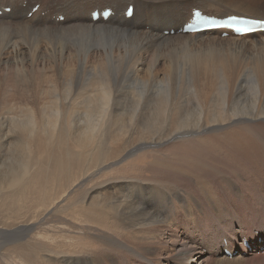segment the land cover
Wrapping results in <instances>:
<instances>
[{
	"label": "bare ground",
	"instance_id": "bare-ground-1",
	"mask_svg": "<svg viewBox=\"0 0 264 264\" xmlns=\"http://www.w3.org/2000/svg\"><path fill=\"white\" fill-rule=\"evenodd\" d=\"M54 1L65 9L0 0V116L21 112L28 133L11 140L22 170L0 181V232L28 233L0 243V264L12 249L26 264H264V32L182 30L198 7L235 14L226 1L264 20V0ZM97 2L115 14L93 21ZM124 111L137 125L122 139ZM60 222L99 239L48 242Z\"/></svg>",
	"mask_w": 264,
	"mask_h": 264
},
{
	"label": "rangeland",
	"instance_id": "rangeland-1",
	"mask_svg": "<svg viewBox=\"0 0 264 264\" xmlns=\"http://www.w3.org/2000/svg\"><path fill=\"white\" fill-rule=\"evenodd\" d=\"M44 1L47 2V3H52V4L56 5L57 7H60L61 9H65L64 6H59L58 3H56L54 0H44ZM193 1H195V2H193ZM135 2H136V0H135ZM188 3L184 4L182 7L188 6V5L193 4V3L198 5V1L197 0H190ZM231 3H233V1H226V2L221 3L223 5V8L221 10H223V9H229L231 12H234L235 14H242L243 13L241 10L235 11L234 9H236V8L233 7ZM35 4H38V3L35 2ZM24 5H26V3H24ZM96 5H97L96 8L102 9L104 4H101L100 2H97ZM224 5L226 7H224ZM198 8H200V7H198ZM0 9L3 10V7H1V5H0ZM206 9L207 10H211V11H217V10H214L213 8H211V7H208ZM218 12H220V11H218ZM256 12H258V13H263L264 12V2L261 4V7L259 9H257ZM243 14H246L247 15V13H243ZM32 16H29V17H32ZM147 23H148V21H144L143 24L146 26ZM125 26H127V21L125 22ZM166 31H167L166 33L168 34L170 32V29H168ZM223 37H227V36H223ZM26 46H27V49L30 50L29 45H26ZM25 54H26V56H29L27 53H25ZM125 83H126V86H127V88H125V89L131 90L133 86H128V84H130L128 82H125ZM131 104H132V102H131ZM0 112H1V110H0ZM6 112H4L2 116H0V120L2 122H5L4 124L3 123L0 124V181H1V179L8 180V179L11 178V176H13L15 174H18L22 170V168H23L22 166H23V162H24V153L22 152V149L20 147H18L17 145L16 146H13L11 140L13 139L14 136L16 138H20V140H21V139L27 137V135H28V133L25 130H23L21 128H16L15 125H12L14 120H17V121H20L21 122L22 120L25 119L26 116H22L23 114L21 112H19V115H18V114H16L18 112H13L12 110H7ZM124 112L120 113L119 116L117 117V119H112V121H114V122L117 121V125L114 127V130L113 131H117V133L120 132L122 134L121 135L122 139H123V137H124L125 134L127 135L130 132H133L132 135H135V133H136L135 125H137V121H136V119H134V114L131 111L130 112L124 111ZM82 113L83 112H81V114ZM83 114L80 115V113H73L72 114L73 117H72V115H70V117L68 118L70 120L71 124H76L77 129L82 126L79 122H81L82 119H83V117H85V114L84 115ZM10 117H12V120H11ZM131 121H133V122L136 121V122L134 124ZM10 125H11V127H10ZM12 128L14 130V133L11 132ZM112 129H113V126H109L105 130L110 133V131ZM76 130H73V132H76ZM122 130H123V132H122ZM73 135L76 136V137H78L80 135V132L79 133H76V134H73ZM6 136H10V137H7L6 138ZM9 142L12 145H10ZM144 161H145V159H142L141 160V162H144ZM5 174H7V175H5ZM100 179H102V177L101 178H100V176H97L96 177V180H100ZM1 187L2 186L0 184V188ZM30 196H32V195H30ZM3 213H6V211L3 212ZM1 215L2 214L0 213V216ZM23 215L24 214L18 216V220ZM6 218L7 217H3L2 219H6ZM38 224H37V229L35 230V232L32 233L33 235H35V238L37 237L38 239H41V238H43L44 235H48V236H50V239H48V242H50L51 241V236L53 234H57L60 237V241L63 242L64 244H66V246H67L66 248L68 250H71L73 248V246L71 245V243H74L75 241H80L81 242L82 240H84L83 241L84 245H86V244L91 245L94 242L98 241V239H99L98 237L95 236V235H97V232L94 231V230L88 229L85 225H80V226L70 225V227H69L67 223H63L62 224L61 222L59 223V226H61V228L67 230V231H65L63 233V235L60 234V233H57V232H48V233H44L43 236H41V234L39 232L41 230V226H40V223H38ZM1 226H2V221L0 219V227ZM263 231L262 232L258 231L259 233H256V236L255 237H252V236L248 235L249 236V239L250 240H256L258 237H260L263 234ZM13 232H14V230L13 231H9V234H8V232L7 233L0 232V243L1 242H8V240L10 238L11 239H14V240L15 239L23 238L28 233L26 229H20L16 233H13ZM240 241H242V240H239L237 242V244H236L237 247L241 245V242ZM101 245H102V243L100 242V245L99 244H96L95 247H97V248L100 249V248H102ZM208 251H209L208 249H204L205 254L208 253ZM237 252H238L237 255H239L240 254V251L238 250ZM4 253H6V248H4L2 245H0V254H4ZM9 253H10V256L8 258H5V262L7 264H26L22 260V258H21L22 256L28 255V253L26 251L21 253V252H18L16 250H13L12 249V250H10ZM249 256H252V253H250Z\"/></svg>",
	"mask_w": 264,
	"mask_h": 264
}]
</instances>
